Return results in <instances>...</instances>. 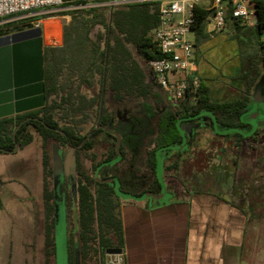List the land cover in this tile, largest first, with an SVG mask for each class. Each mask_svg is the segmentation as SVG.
Here are the masks:
<instances>
[{"label":"trees","instance_id":"16d2710c","mask_svg":"<svg viewBox=\"0 0 264 264\" xmlns=\"http://www.w3.org/2000/svg\"><path fill=\"white\" fill-rule=\"evenodd\" d=\"M103 2L106 0H63L62 7L86 5L89 2ZM256 15V23L247 25L232 17L231 8L228 10L227 24L234 34L232 38L238 45L239 65L235 69V76L246 82V95L214 101L209 94V86L200 77L199 87L194 92H188V99L183 103L181 115H194L202 110L213 111L217 120L226 127H238L242 124L240 116L249 102L248 94L261 74L260 62L264 63V0H250ZM158 2L153 0L134 1L118 4L112 8L108 20L96 11L100 7L73 8L57 12L61 15L72 14L69 24L63 27V45L45 46L44 84L47 102L44 107L17 114L14 117L0 118V152H15L17 147L23 148L33 140V134L25 131L26 126L32 125L43 138V165L45 180L43 196L45 202V264H50L51 256L56 258V243L54 236V206L53 191L47 180L50 156L46 150V142L55 140L61 143L78 145L86 136L76 135L69 126H60L54 118V111L62 102H69L72 112L82 111L95 99L88 100L83 94L62 96L61 102L51 99L63 88L60 76L63 63L75 61L80 71L78 87L82 84H94L95 75L105 77L106 87L114 91V97L121 99L126 95L142 97L140 112L146 119L158 118L156 122L157 134L152 139L156 143L151 150L149 163L153 170L156 168L155 150L161 146L174 144L179 141L180 132L177 126V114L165 110L158 115L157 107L162 105L164 98L147 81L145 69L134 56V48L139 57L145 62L162 56L152 38V30L158 24ZM208 10L202 5L195 6V45L197 48L211 38L206 31L205 18ZM43 15L42 17H47ZM19 20L18 22H20ZM105 26V34H100L97 41L90 36L91 29L97 24ZM0 25V36L23 27ZM104 39V40H103ZM104 45L101 46V42ZM89 75H87L88 73ZM197 96V104H190V100ZM40 113L42 115L40 116ZM107 117L103 115L101 123L106 124ZM16 129L15 133L14 130ZM149 133V132H148ZM145 135V131L142 132ZM93 139L83 142L82 148H91ZM96 164L93 163V168ZM78 163L79 178L77 182L78 206L77 217L71 219V228L66 238L65 264H86V259L96 256L99 264H105L106 249L120 247L124 250V229L120 213V202L114 186L106 182H97L84 171Z\"/></svg>","mask_w":264,"mask_h":264},{"label":"flooded vegetation","instance_id":"af4514ba","mask_svg":"<svg viewBox=\"0 0 264 264\" xmlns=\"http://www.w3.org/2000/svg\"><path fill=\"white\" fill-rule=\"evenodd\" d=\"M43 39V33H42ZM43 39V50L44 47ZM202 57V53L196 46V58L197 62ZM198 65V63H197ZM259 67L261 69V74L255 84L253 85L250 93L248 94L249 102L247 107L241 113L240 119L242 124L238 127H226L222 125L218 120L217 116L213 111L202 110L201 112L194 115H181L180 110L183 108V103L188 99V95L184 98L176 100L173 99L171 95L164 92L156 83L152 74L147 76V81L151 83L153 88L157 90L161 96L164 98L162 105L157 107L158 115H161L165 110H171L177 114V126L180 132L179 141L174 144L164 145L155 150L156 156V168L153 170L150 166L149 159L151 150L155 149L156 143L152 141L155 138L156 122L157 117L154 119H146L144 114L140 112L141 101L136 114L128 115V111L125 110L123 114L121 112H114L106 106V100L108 97V89L111 90V101L117 104L127 100L129 97L135 95H126L121 99H116L114 97V91L106 87L105 77L103 82H101V88L99 95L97 97L92 96L87 98L88 100L95 99L94 103L85 107L82 111L72 112L69 102H64L68 105L69 113L77 114L84 112L87 108L97 105V118L95 124L88 130L84 131V128L77 126V120L75 123H65L60 126H69L75 132L76 135H83L86 138L80 142L78 145H71L69 142L61 143L59 141L51 140L46 142V150L50 156V166L49 173L47 174V180L49 182L50 188L53 191V206H54V236L56 243V209H55V191L53 188L55 182V174H57L58 168L56 163H54V155L51 153L50 144H55L56 148L62 150V181L64 187V217H65V227L66 235H68V229L71 228V219H76L77 217V206H78V193H77V182L79 178L78 163L82 165L84 171L91 175L97 182H106L114 186L116 192V185H118L119 190L128 193V197L118 196L119 202L121 200H144V199H155L159 201L166 200L170 197V193L166 188V180L168 177H173L177 181H180L184 186L185 190L191 188L188 186V179L200 169L209 167L213 161L217 158L214 155V148L217 144H220L221 140L226 139L231 143L233 147H237L239 152V159L234 163L236 168V183H233L234 187L241 184L245 185L247 189L251 190V198H256V192L264 189V63L260 62ZM234 78L240 81L239 85H230L227 87V92L221 98H213L214 101H222L225 99H231L239 97L244 99L246 95V82L243 78ZM229 90V91H228ZM210 91V90H209ZM232 91V92H230ZM44 101L43 105L39 108L32 109L38 110L45 106L47 99L45 94V84H44ZM68 96V95H66ZM197 96L190 100V104H197ZM57 109V108H56ZM28 110V111H32ZM248 116H245L247 111ZM25 111V112H28ZM22 112V113H25ZM21 114V113H18ZM42 113H40V116ZM103 115L107 117V123L102 124L101 120ZM16 116V115H15ZM14 117V116H11ZM18 126L15 128L14 133ZM25 131H29L33 134L34 138H40L42 141V158L44 154L43 138L37 132L36 128L31 124L26 126ZM145 131V135L142 132ZM149 132V133H148ZM37 134V136L35 135ZM89 139H93L94 145L91 148H82L83 142ZM32 140V141H33ZM31 141V142H32ZM30 142V143H31ZM103 143L106 152L104 156L98 157L94 150L98 144ZM29 144V143H28ZM27 144V145H28ZM26 146V145H25ZM24 146V147H25ZM23 147V148H24ZM22 149V148H21ZM20 149L17 147L18 152ZM15 152H0V153H15ZM219 154L222 159V153ZM67 156L74 158V164L66 168L65 159ZM84 156L89 160V165H85ZM214 156V157H213ZM58 158V157H57ZM57 160V159H56ZM55 160V161H56ZM43 163V159H42ZM93 163L96 164L93 168ZM189 166H186V165ZM222 164V161L219 165ZM62 170V171H61ZM249 173V175H247ZM238 176V177H237ZM246 176V177H245ZM45 180V171L43 165V186ZM243 180V181H242ZM258 185V190L255 185ZM24 185V184H23ZM3 181L0 177V190L2 189ZM27 187V186H26ZM29 190V188L27 187ZM31 194V193H29ZM145 195L144 199H138ZM27 196V195H26ZM23 197L17 196V198L24 199ZM157 196V197H155ZM28 197V196H27ZM30 199L33 200L32 196L29 195ZM26 199V198H25ZM42 199H43V216H44V247L42 254H39V247L34 244H29L25 247L24 253L17 251L19 254L29 255L32 257L31 262L34 264V256L38 250V263H40L41 256L43 257L41 264H45V229H46V216H45V202L42 189ZM31 200V201H32ZM262 202V201H260ZM1 206V202H0ZM32 209L34 220L37 215V206L33 202L30 206ZM261 211V210H260ZM32 223V222H31ZM30 224V228H31ZM27 228V227H26ZM29 228V230H30ZM30 232V231H28ZM36 239V238H35ZM20 244H22L20 242ZM110 248V247H109ZM30 249V251H29ZM57 251V243H56ZM106 254V258H107ZM27 258V257H26ZM25 258V262H28V258ZM40 261V262H39ZM50 264H60L58 255L56 258L51 256L49 260ZM106 262V259H105Z\"/></svg>","mask_w":264,"mask_h":264},{"label":"crops","instance_id":"0c3cea01","mask_svg":"<svg viewBox=\"0 0 264 264\" xmlns=\"http://www.w3.org/2000/svg\"><path fill=\"white\" fill-rule=\"evenodd\" d=\"M15 23L17 20L3 25ZM235 44V49L239 51L237 42ZM238 54L229 59L232 62L222 63V69L217 71H214L213 64L204 55L198 60L197 73L209 86L213 98L223 97L228 86L239 85L240 81L234 78L235 69L239 65ZM13 60L10 57L11 74H14ZM41 95L44 92L31 95L29 101L17 103L13 87L4 88L0 82V118L41 107L43 104L38 105L44 101H39L38 97ZM57 156L59 186L62 187L60 206L65 211L64 187L60 177L62 150L59 148ZM218 158H221L220 154ZM42 159V141L36 137L18 152L0 153V177L3 181L0 190V240L6 233L17 234V173L26 176L31 172L30 169H34L39 180L35 185V192L32 193L23 184L26 188L25 196L31 195L33 200L27 196L24 199L30 205L35 202L37 206L35 220L31 213L32 239L29 244L33 245L35 238H38L39 254H42L40 249L43 251L44 247ZM255 186L256 189L253 190L257 191L259 186ZM53 188L56 209V181ZM166 188L170 197L163 201L148 198L121 200L120 213L125 242L123 254L126 264H264V212L260 211L264 202L252 199L251 190L244 184L237 187L220 185L217 189L222 192L220 195L210 189L185 190L180 181L168 177ZM226 192L229 196L225 195ZM18 230L23 235L29 231L21 225ZM10 247L13 248V245ZM25 247L26 245L19 244V251L24 253Z\"/></svg>","mask_w":264,"mask_h":264},{"label":"rangeland","instance_id":"374dc122","mask_svg":"<svg viewBox=\"0 0 264 264\" xmlns=\"http://www.w3.org/2000/svg\"><path fill=\"white\" fill-rule=\"evenodd\" d=\"M116 6L113 4V0H106L103 2H94L91 1L86 5H80L75 6L77 8H89V7H100L98 11H96L97 14H102L105 19L108 20L110 11L112 8ZM73 6L71 7H62L61 10H69L75 8ZM248 8L251 11H254L253 5L248 4ZM254 19L256 16H252ZM39 18H41V15L33 16L30 19L21 20L20 22L17 21L16 26L12 25L11 28L14 27H28V26H35L36 23L39 22ZM73 18L72 14L67 15H61L56 13L54 18H42V20L38 23L40 26H42L43 29V37H44V43L46 46H60L63 45V27L66 24H69ZM211 33V37L209 40H207L205 43L201 44L199 46V49L202 53V55L205 56L207 61L211 62L213 64L214 71H217L219 69H222L224 62H232L229 59L233 57H237L238 51L236 48V42L232 38V35L234 34V30L230 28L228 24H226L225 28L220 31V33ZM100 34H105V26L102 24L97 23L90 31V36L93 40L97 41L98 36ZM104 40V39H103ZM104 45V41L101 42V46ZM131 51L133 52L134 56L137 58V60L140 62V64L145 69V72L148 76H150V69L149 67L144 63V61L139 57L136 50L132 47ZM230 54V55H228ZM235 55V56H234ZM221 60V61H220ZM85 71V68L79 69L78 65L75 63V61H71L70 59L63 63V72L60 76V82L63 86V88L58 92V94L53 95L51 99H56L57 101L61 102L62 96L68 95L70 92L74 94V96H77L78 94H85L87 98H91L92 96L97 97L100 92L101 88V76L99 74L95 75L94 84L91 86H88L86 84H82L80 87H78V75L80 71ZM88 73V71H87ZM89 75V73L87 74ZM111 90L108 89V97L106 100V106L108 109L113 110L114 112H123L125 110L128 111V115L130 114H136L137 109L139 108V104L141 101L140 97L132 96L129 97L127 100L116 103L114 101H111ZM248 113H251V110L247 111L245 113V116H248ZM55 117L56 119L61 123H75L74 120H77V126L84 128L85 130H88L90 127H92L97 118V105L91 106L87 108L84 112L77 113V114H71L69 113L68 105L64 102L61 103V105L56 109L55 111ZM37 136V134L35 133ZM103 143H99L97 147L94 150H91V152H95L98 157L104 156L106 152V148ZM51 153L54 155L55 160L57 159V148L55 147V144H50ZM222 153V164L219 165L221 162L218 159L219 151ZM239 150L237 147H233L230 142H228L226 139L221 140L220 144H217L214 148V155L217 157L214 163H212L209 167H205L200 169L198 172L194 173L187 181L188 186H190L193 189H210V191H214L213 193L222 194L221 191L217 190L220 185L223 186H230L233 185V183H236V168L234 165L235 161L239 159ZM85 165H89V160L84 156ZM57 162V160H56ZM55 162V163H56ZM186 166H189L188 164ZM62 169V168H61ZM30 173L28 175H23L17 173V196L23 197V195L26 193L25 186L30 189L32 193L35 192V185L39 183L38 180V174L35 172L34 169H30ZM62 171V170H61ZM60 177L62 178L63 175ZM238 177V176H237ZM55 181L57 182V190H56V197H57V210L61 208L62 212H60V219L63 217L64 211L63 208L60 206V202L62 201L61 198V192L62 187L59 186V175L58 172L55 174ZM61 180V179H60ZM243 181V180H242ZM241 184V181H239ZM199 190V191H200ZM60 193V195H59ZM225 195L229 196L228 192L225 193ZM226 197V196H225ZM230 198V197H229ZM256 198H259V201L264 202V189L256 192ZM17 234L14 232L6 233L1 237L0 240V264H33L31 262V256L26 255L28 258V262H25V255L19 254L17 251V248H19L20 242L24 245H28L27 242H30L32 239V236L30 232H24L25 235H23V232H20L18 230V227H27L29 230L30 224H31V210L30 203L23 199L17 198ZM59 204V206H58ZM260 210L264 212V206L260 207ZM64 218V217H63ZM14 231V230H13ZM30 231V230H29ZM35 244L38 247L39 239L36 238ZM10 245H13V248L10 247ZM17 246V248H16ZM30 251V249H29ZM42 252V250L40 249ZM36 256H34V264H39L38 259V250L36 252ZM26 258V259H27ZM43 257L40 258V264L42 262ZM86 264H99L96 256L92 255L91 257H88L86 259Z\"/></svg>","mask_w":264,"mask_h":264},{"label":"built area","instance_id":"2783aa9c","mask_svg":"<svg viewBox=\"0 0 264 264\" xmlns=\"http://www.w3.org/2000/svg\"><path fill=\"white\" fill-rule=\"evenodd\" d=\"M134 1L144 0H113V4ZM153 1L158 2L159 21L151 34L162 56L148 60L145 64L157 85L176 100L184 98L188 92L196 91L200 83L193 29L196 5L208 10L205 23L206 31L210 34L225 28L230 8L232 17L247 25L256 23V18L252 17L256 16L255 12L248 8L250 0ZM62 3L63 0H0V25L38 15H41L39 22L42 18H54L57 12L62 11ZM105 264H126L123 252L107 255Z\"/></svg>","mask_w":264,"mask_h":264},{"label":"water","instance_id":"95a60500","mask_svg":"<svg viewBox=\"0 0 264 264\" xmlns=\"http://www.w3.org/2000/svg\"><path fill=\"white\" fill-rule=\"evenodd\" d=\"M43 29L36 25L22 30L14 31L0 36V79L2 87L11 89L13 87L17 103L31 100V95L44 91V59H43ZM10 57L14 60V74H11ZM8 94H11L8 92ZM30 97V98H27ZM26 98V99H25ZM39 101L44 95L38 97ZM41 104L38 105H42ZM66 168L74 164V158L67 156ZM117 194L128 197V193L119 190L116 185ZM157 197V196H155ZM145 195L138 199H144ZM62 212L61 208L59 209ZM56 206V243L57 255L60 264H65L66 252V227L65 217L60 219V213ZM120 247L106 249V254H120Z\"/></svg>","mask_w":264,"mask_h":264}]
</instances>
